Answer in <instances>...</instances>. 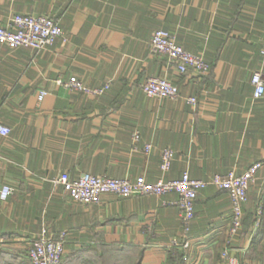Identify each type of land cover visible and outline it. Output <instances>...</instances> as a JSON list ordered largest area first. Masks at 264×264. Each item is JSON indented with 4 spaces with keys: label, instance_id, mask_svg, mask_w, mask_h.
I'll use <instances>...</instances> for the list:
<instances>
[{
    "label": "crops",
    "instance_id": "1",
    "mask_svg": "<svg viewBox=\"0 0 264 264\" xmlns=\"http://www.w3.org/2000/svg\"><path fill=\"white\" fill-rule=\"evenodd\" d=\"M16 14L47 15L62 34L41 51L0 45V123L10 129L0 136V183L14 188L0 201V246L22 252L45 229L54 237L67 234L63 259L109 244L141 249L140 264H166L170 242L181 233L175 193L104 194L99 203L82 205L52 181L88 173L154 182L185 171L207 180L259 162L242 220L255 219L260 208L261 225L229 239L230 201L208 186L195 200L185 263L217 264L229 239L233 256L264 264V95L254 100L250 81L264 71V0H0V26ZM156 29L201 55L208 72L180 74L151 54ZM71 76L87 87H110L89 96L65 85ZM148 77L168 80L179 98L147 97L141 85ZM191 96L194 107L186 102ZM166 147L174 158L162 173Z\"/></svg>",
    "mask_w": 264,
    "mask_h": 264
},
{
    "label": "built area",
    "instance_id": "2",
    "mask_svg": "<svg viewBox=\"0 0 264 264\" xmlns=\"http://www.w3.org/2000/svg\"><path fill=\"white\" fill-rule=\"evenodd\" d=\"M62 31L58 23L47 15H13L5 26H0V45L10 49L27 47L36 51L44 50L54 44L60 37ZM149 51L153 55L164 56L168 62L173 64L180 74L193 72L204 75L210 69V65L199 54H192L178 45L168 31L163 29L154 30L149 39ZM260 56L264 60V39L260 47ZM253 86L252 98L260 99L264 95V71H257L251 76ZM58 84H62L60 80ZM71 89L80 91L89 96H100L110 87L107 82L100 87H87L76 77L71 76L65 83ZM142 92L147 97L158 99H178L179 91L175 85L165 78L148 77L141 85ZM45 92L41 91L38 101H41ZM186 102L194 107L197 103L195 97L191 96ZM10 129L0 123V136L6 137ZM139 134L133 133L132 141L136 143ZM136 149L135 144L133 146ZM150 144H145L143 152L148 154ZM174 152L171 148L161 151L159 170L166 173L170 170ZM259 162L252 163L244 172L236 174L228 171L224 174H214L207 180L190 177L188 172H183L175 179L159 178L154 182L147 181L143 176L133 180L128 178H111L107 176H94L82 173L75 179H54V185H61L64 193L75 203L88 205L99 203L102 195L113 194L118 197L135 196H161L175 193L178 197L175 207L181 226L179 238L170 242V248H176L186 252L190 248V228L195 215L194 204L200 191L208 186L224 191L230 201V217L227 234L229 239L236 236L242 227L243 205L247 200V190L250 184L256 180V173L260 168ZM14 193V188L5 183H0V201H7ZM261 210L258 208L254 226L260 224ZM67 234L60 232L57 236L47 234L42 229L40 234L31 239L26 248L27 258L31 264H61L65 253ZM219 253L217 264H251L248 260H240L230 253V241Z\"/></svg>",
    "mask_w": 264,
    "mask_h": 264
},
{
    "label": "trees",
    "instance_id": "3",
    "mask_svg": "<svg viewBox=\"0 0 264 264\" xmlns=\"http://www.w3.org/2000/svg\"><path fill=\"white\" fill-rule=\"evenodd\" d=\"M255 219H250V217L244 218L242 220L243 230L241 228V231L245 233L250 228V225L254 223ZM261 235L260 228L252 235V243L255 244ZM186 257L187 254L183 250L171 248L166 258V264H186ZM141 259L142 250L139 248L103 244L93 248L89 247L73 251L63 259L61 264H140ZM0 264L31 263L27 258L26 249L20 252L10 247L3 248L0 246Z\"/></svg>",
    "mask_w": 264,
    "mask_h": 264
},
{
    "label": "rangeland",
    "instance_id": "4",
    "mask_svg": "<svg viewBox=\"0 0 264 264\" xmlns=\"http://www.w3.org/2000/svg\"><path fill=\"white\" fill-rule=\"evenodd\" d=\"M10 247H12V246H10ZM13 249V248H12ZM15 250V249H14ZM24 250V249H23ZM24 255V254H23ZM218 257H219V255L216 257V263L218 262ZM27 261V260H26Z\"/></svg>",
    "mask_w": 264,
    "mask_h": 264
}]
</instances>
